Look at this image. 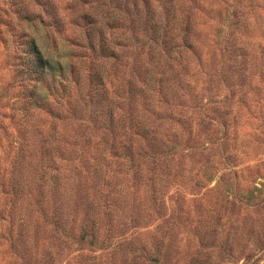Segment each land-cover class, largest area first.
<instances>
[{
	"label": "rangeland",
	"instance_id": "rangeland-1",
	"mask_svg": "<svg viewBox=\"0 0 264 264\" xmlns=\"http://www.w3.org/2000/svg\"><path fill=\"white\" fill-rule=\"evenodd\" d=\"M234 1L225 32L216 0H0V264H264V2ZM24 35L66 67L51 110ZM57 139L92 141L56 170Z\"/></svg>",
	"mask_w": 264,
	"mask_h": 264
},
{
	"label": "trees",
	"instance_id": "trees-1",
	"mask_svg": "<svg viewBox=\"0 0 264 264\" xmlns=\"http://www.w3.org/2000/svg\"><path fill=\"white\" fill-rule=\"evenodd\" d=\"M216 1H217V5L220 8L225 10V14H226L225 19H224L225 20V29H223L222 31L226 32V30H228L234 22L237 23V20H238L237 13L242 11V9H244V6H242L240 3H236V1H234L233 3H230V4L227 3L228 0H216ZM258 1L264 2V0H258ZM187 32L188 31H186V34L182 35L179 44H177L176 42L171 43L169 45V49L172 50L174 48H177V49L185 48L187 50V49L192 48V50H193V44L190 42ZM24 36L27 38L26 42L24 43V46H25V48H24L25 63H24V67H22L19 70V74H20L19 77L22 78L23 80H29L30 81V83H29L30 90L28 92V99L32 100V103H31L32 109L33 110H42V109L44 110V108L50 109L51 107H53L58 102V98L56 97L57 95L54 97V94L51 92V90H52L53 86L55 85V83L58 82V84H61L62 79H64V78L66 79V77H67L66 67L63 66L59 61H53L52 59L47 57V55L44 52V50L42 49V47L37 44L35 38L28 37V35H24ZM176 37L177 36H174V38H176ZM219 40H221L220 44L222 45V51L224 53H227L226 57H229V55L231 53V54H237V55L240 54L239 56H242L241 58H243V57L246 58V49L241 47V46L234 45L232 42H231V44H229L228 43V34H227V37L224 33L218 35V41ZM188 51L190 52V50H188ZM228 97L229 96L227 95L226 98H228ZM210 102L211 101H209V103ZM219 102L220 101H218V103ZM108 116H110L111 118L113 117L112 110L109 111ZM102 128L105 129L104 125H102ZM51 129L55 130L54 126H52ZM89 140L80 143L81 145H79V146L77 144H74L73 146L75 147L74 148L75 150H71V148H69V147L66 148L69 143L60 142L57 139V141L55 143L57 146L56 150L58 148L59 151L65 150L66 152H61L59 154L60 157L54 158L53 165L56 167L55 169L57 170V169L63 168V165L66 162V160L62 157L63 154L68 153L70 150L71 151L69 154H72V155H74L75 152H77V153L81 152L83 149H85L84 147L88 148L91 145L90 143L92 140L91 141H89ZM144 142H145V140H144ZM42 147H44L43 144H42ZM103 147H104V149H106L104 151L103 156L105 157V155L107 154V160H110L108 163H106V165H109V167L114 166L115 161L120 160V158H118L116 156V154H112V151L115 150L114 144L112 143V139L107 141V142H104ZM76 148L78 150H76ZM95 148H96V146H95ZM95 148H93V150ZM42 149L44 152V151H47L48 148H42ZM108 153H109V155H108ZM142 157H149V158H151V160H153L155 158V156L152 154L149 156H147V155L144 156V154H143ZM113 158L115 159V161ZM125 158L131 164V166H130L131 168H129V170H134L135 173H137L139 171V168L141 169V167L138 166V164H137V160H134V156L127 153ZM75 159H77L76 164H78V166H75V167H79L80 166L79 163H82V165L85 168H87L88 170H91L95 174L97 172L99 174V172L101 171V168H99V164L103 159L100 156H98L96 154V152L92 153L91 151H89L87 155L75 157ZM40 160H41V157H40ZM118 164L122 165V161H119ZM95 169L97 171H95ZM41 170H44V168ZM245 264H247V263H245Z\"/></svg>",
	"mask_w": 264,
	"mask_h": 264
}]
</instances>
